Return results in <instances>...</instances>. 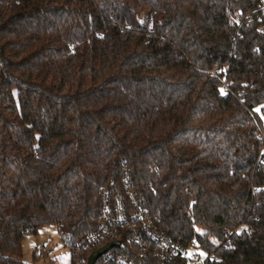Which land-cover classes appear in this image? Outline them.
Wrapping results in <instances>:
<instances>
[{"label":"trees","instance_id":"obj_1","mask_svg":"<svg viewBox=\"0 0 264 264\" xmlns=\"http://www.w3.org/2000/svg\"><path fill=\"white\" fill-rule=\"evenodd\" d=\"M261 154L264 0H0V264L49 224L74 264L126 174L178 245L264 264Z\"/></svg>","mask_w":264,"mask_h":264},{"label":"built area","instance_id":"obj_2","mask_svg":"<svg viewBox=\"0 0 264 264\" xmlns=\"http://www.w3.org/2000/svg\"><path fill=\"white\" fill-rule=\"evenodd\" d=\"M232 19L239 25L249 24V19L242 18L238 12ZM211 74H225L218 69ZM264 164V154L259 157ZM101 206L96 227L87 233L73 249L74 264H88L89 257L97 250L109 244L106 253L94 264H174L175 260L186 258L190 264L218 263L219 258L207 254L198 246L183 247L159 231L145 205L144 198L131 187L129 175L122 179V187L111 180L100 192ZM192 211V208H189ZM243 231L242 228L239 232Z\"/></svg>","mask_w":264,"mask_h":264},{"label":"rangeland","instance_id":"obj_3","mask_svg":"<svg viewBox=\"0 0 264 264\" xmlns=\"http://www.w3.org/2000/svg\"><path fill=\"white\" fill-rule=\"evenodd\" d=\"M22 249L26 264H73L72 251L61 240L54 224L45 225L35 235L28 236Z\"/></svg>","mask_w":264,"mask_h":264},{"label":"water","instance_id":"obj_4","mask_svg":"<svg viewBox=\"0 0 264 264\" xmlns=\"http://www.w3.org/2000/svg\"><path fill=\"white\" fill-rule=\"evenodd\" d=\"M113 245H118L117 243H113V244H109L108 246L102 248V249H99L97 251H95L90 257H89V260H88V264H94L96 262V260L98 258H100L101 256H103L106 251L112 247Z\"/></svg>","mask_w":264,"mask_h":264}]
</instances>
